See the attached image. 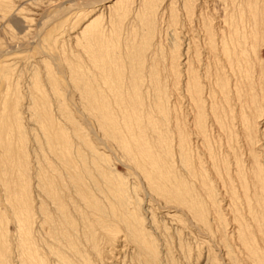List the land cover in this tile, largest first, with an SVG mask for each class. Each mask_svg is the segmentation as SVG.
Listing matches in <instances>:
<instances>
[{
	"label": "rangeland",
	"instance_id": "1",
	"mask_svg": "<svg viewBox=\"0 0 264 264\" xmlns=\"http://www.w3.org/2000/svg\"><path fill=\"white\" fill-rule=\"evenodd\" d=\"M263 85L264 0H0V264H264Z\"/></svg>",
	"mask_w": 264,
	"mask_h": 264
},
{
	"label": "bare ground",
	"instance_id": "2",
	"mask_svg": "<svg viewBox=\"0 0 264 264\" xmlns=\"http://www.w3.org/2000/svg\"><path fill=\"white\" fill-rule=\"evenodd\" d=\"M145 3H146V2H145ZM8 4H9V3H8ZM6 5H7V4H6ZM6 5H4V7H6ZM7 7H9V6L7 5ZM10 8H12V7L10 6ZM2 10H4V9H2ZM13 10H15V9H13ZM4 11H5V10H4ZM5 12H6V11H5ZM12 13H13V12H12ZM15 14H16V13H15ZM8 16H9V15H8ZM260 16H261V15H260ZM9 17H10V16H9ZM13 17H14V16H13ZM256 17H257V15H256ZM11 18H12V17H11ZM254 18H255V17H254ZM7 19H8V18H7ZM9 19H10V18H9ZM255 19H257V18H255ZM260 19H261V18H260ZM258 20H259V19H258ZM253 21H255V20H253ZM259 21H260V20H259ZM250 22H251V21H250ZM255 23H257V22H255ZM259 24H260V22H259ZM261 24H262V23H261ZM256 26H257V25H256ZM257 27H258V26H257ZM259 27H260V26H259ZM95 28H96V27H95ZM95 28H94V29H95ZM260 28H261V27H260ZM256 29H257V28H256ZM256 29H255V30H256ZM259 30H260V29H259ZM93 31H94V30H93ZM99 31H100V29H99ZM100 32H101V31H100ZM159 32H160V31H159ZM234 32H235V31H234ZM251 32H252V31H251ZM95 33H96V32H95ZM98 34H100V33H98ZM98 34H97V35H98ZM239 34H240V33H239ZM257 35H258V34H257ZM228 36H229V35H228ZM93 37H94V35H93ZM97 37H99V35H98ZM230 37H231V35H230ZM102 38H103V36H102ZM96 39H97V38H96ZM100 39H101V38H100ZM236 39H237V37H236ZM234 40H235V39H234ZM222 41H223V40H222ZM231 41H233V40H231ZM236 41H237V40H236ZM238 41H239V40H238ZM240 42H241V41H240ZM243 42H244V41H243ZM246 42H247V41H246ZM146 43H148V42H146ZM225 43H226V42H225ZM227 43H228V41H227ZM229 43H230V42H229ZM229 43H228V44H229ZM237 43H238V42H237ZM241 43H242V42H241ZM254 43H255V42H254ZM235 44H236V43H235ZM238 44H239V43H238ZM238 44H236V45H238ZM255 44H256V43H255ZM98 45H99V44H98ZM219 45H220V44H219ZM224 45H225V44H224ZM220 46H221V45H220ZM220 46H219V47H220ZM241 46H242V44H241ZM241 46H240V47H241ZM245 46H246V44H245ZM28 47H29V46H28ZM87 47H88V46H87ZM98 47H99V46H98ZM225 47H226V46H224V48H225ZM227 47H228V46H227ZM232 47H233V44H232ZM238 47H239V45H238ZM238 47H237V48H238ZM240 47H239V50L237 49L238 52L241 50ZM243 47H244V46H243ZM145 48H146V47H145ZM230 48H231V47H230ZM235 48H236V46H235ZM241 48H242V47H241ZM244 48H245V47H244ZM233 49H234V48H233ZM135 50H136V49H135ZM223 50H224V49H223ZM223 50H222V51H223ZM244 50H245V49H244ZM97 51H98V50H97ZM97 51H96V52H97ZM215 51H216V50H215ZM230 51H231V50H230ZM232 51H233V50H232ZM235 51H236V50H234V52H235ZM96 52H95V53H96ZM99 52H100V51H99ZM228 52H229V51H228L227 49H225L223 53L225 54V56H226V55L228 56ZM238 52H237V54H238ZM246 53H247V51H246ZM233 54H236V53H232V55H233ZM97 55H98V54H97ZM218 56H219V55H218ZM225 56L223 57L224 59H225ZM237 56H238V55H237ZM99 57H100V55H99ZM228 57H229V56H228ZM96 58H97V57H96ZM216 58H217V57H216ZM220 58H221V57H220ZM229 58H231V56H230ZM233 58H234V57H233ZM241 58H242V57H241ZM97 59H98V58H97ZM217 59H218V58H217ZM226 59H227V58H226ZM235 59H236V58H235ZM243 59H244V58H243ZM160 60H161V59H160ZM220 60H221V59H220ZM222 60H223V59H222ZM222 60H221V61H222ZM230 60H231V59H230ZM252 60H253V59H252ZM100 61H101V59H100ZM216 61H217V60H216ZM221 61H220V63H221ZM231 61H232V60H231ZM239 61H241V59H240ZM239 61H238V64H239ZM245 61H246V60H245ZM227 62H228V61H227ZM227 62L225 61V63H227ZM233 62H234V61H233ZM235 62H236V60H235ZM242 62H243V61H242ZM248 62H249V61H248ZM220 63H218V64H220ZM252 63H253V62H252ZM236 64H237V62H236ZM238 64H237V65H238ZM231 65H232V64H231ZM231 65H230V66H231ZM237 65H236V66H237ZM252 65H253V64H252ZM252 65H251V66H252ZM151 66H153V65H151ZM218 66H219V65H218ZM221 66L223 67V65H221ZM221 66H220V67H221ZM224 66H225V65H224ZM230 66H229V67H230ZM247 66L249 67V65H247ZM256 66H257V65H256ZM215 67H216V66H215ZM220 67H219V69H221ZM239 67H241V66H239ZM244 67H246V66H244ZM231 68H232V67H230V71H231ZM242 68H243V66H242ZM249 68H250V67H249ZM148 69H149V68H148ZM215 69H216V68H215ZM217 69H218V68H217ZM223 69H224V68H223ZM237 69H238V67H237ZM250 69H251V68H250ZM153 70H154V69H153ZM169 70H170V69H169ZM238 70H239V69H238ZM238 70H237V71H238ZM246 70H247V68H246ZM256 70H257V69H256ZM147 71H148V70H147ZM150 71H151V70H150ZM170 71L172 72V70H170ZM230 71H229V72H230ZM232 71H233V70H232ZM235 71H236V70H235ZM242 71H243V70H242ZM252 71L254 72V69H253V68H252ZM260 71H261V70H260ZM152 72H153V71H152ZM223 72H224V71H223ZM239 72H241V70H240ZM253 72H252V73H253ZM146 73H148V72H146ZM157 73H158V72H157ZM216 73H217V70H216ZM221 73H222V72H221ZM231 73H232V72H231ZM255 73H256V72H255ZM261 73H262V72H261ZM149 74H151V72H150ZM152 74H153V73H152ZM152 74H151V75H152ZM262 74H263V73H262ZM155 75H156V74H155ZM158 75H159V74H158ZM218 75H219V74H218ZM239 75H240V74H239ZM241 75H242V74H241ZM260 75H261V74H260ZM244 76H245V74H244ZM256 76H259V74L256 75ZM193 77H194V76H193ZM220 77H221V75H220ZM235 77H236V82H237V76H235ZM239 77H240V76H239ZM249 77H250V76H249ZM260 77H263V76H260ZM260 77H259V80H260ZM135 78H136V77H135ZM151 78H152V76H151ZM217 78H219V77L217 76ZM252 78H253V76H252ZM257 78H258V77H257ZM242 79H243V78H242ZM136 80H138V79H136ZM152 80H153V79H152ZM159 80H160V79H159ZM220 80H221V79H220ZM222 80H223V78H222ZM240 80H241V79H240ZM248 80H249V79H248ZM253 80H254V79H253ZM153 81L155 82V80H153ZM246 81H247V80H246ZM260 81H261V80H260ZM140 82H141V81H140ZM34 83H35V82H34ZM135 83H136V82H135ZM239 83H240V82H239ZM239 83L237 82V84H239ZM157 84H158V83H157ZM157 84H156V85H157ZM217 84H218V83H217ZM219 84H220V83H219ZM221 84H222V83H221ZM234 84H235V83H234ZM246 84H247V83H246ZM249 84H250V87H249V88H251V90L254 91V89H252L253 83L251 84V83L249 82ZM249 84H248V85H249ZM254 84H255V82H254ZM242 85H243V84H242ZM255 85H256V84H255ZM38 86H39V84H38ZM134 86H135V85H134ZM223 86H224V85H223ZM258 86H259V84L257 85L256 88H258ZM263 86H264V85H263ZM151 87H154V86L151 85ZM157 87H158V86H157ZM157 87H156V89H157ZM235 87H236V86H235ZM237 87H238V86H237ZM239 87H240V86H239ZM247 87H248V86H247ZM193 88H194V87H193ZM240 88H241V87H240ZM260 88H261V87H260ZM40 89H41V87H40ZM195 89H196V88H195ZM198 89H199V88H198ZM37 90H38V89H37ZM154 90H155V89H154ZM238 90H239V88H238ZM244 90H245V89H244ZM249 90H250V89H249ZM257 90H259V89H257ZM260 90H261V89H260ZM38 91H39V90H38ZM199 91H200V89H199ZM241 91H243V90H241ZM255 91H256V90H255ZM36 92H37V91H36ZM95 92H96V91H95ZM195 92H196V91H195ZM256 92H257V91H256ZM258 92H259V91H258ZM37 93H38V92H37ZM193 93H194V92H193ZM193 93H192V94H193ZM236 93H237V92H236ZM246 93H247V92H246ZM201 94H202V93H201ZM225 94H226V93H225ZM252 94H254V93H252ZM255 94H256V93H255ZM38 95H39V94H38ZM38 95H37V96H38ZM132 95H133V94H132ZM194 95H195V94H194ZM249 95H250V94H249ZM44 96H45V95H44ZM44 96H43V97H44ZM90 96H91V95H90ZM235 96H236V94H235ZM260 96H261V95H260ZM115 97H116V96H115ZM117 97H119V95H118ZM160 97H161V96H160ZM223 97H224V96H223ZM238 97H240V96H238ZM252 97H254V96H252ZM38 98H39V97H38ZM88 98H89V97H88ZM98 98H99V96H98ZM254 98H255V97H254ZM257 98H258V97H257ZM45 99H46V98H45ZM99 99H100V98H99ZM109 99H110V98H109ZM115 99H117V98H115ZM246 99H247V98H246ZM250 99H251V98H250ZM250 99H249V100H250ZM255 99H256V98H255ZM39 100H40V99H39ZM42 100H43V99H42ZM88 100H89V99H88ZM90 100H91V98H90ZM124 100H125V99H124ZM134 100H135V98H134ZM134 100H132V102H133ZM137 100H138V99H137ZM137 100H136V101H137ZM155 100H156V99H155ZM258 100H260V99H258ZM258 100H257V99L255 100V101H257V102H255L256 105H257V103H258ZM13 101H14V100H13ZM116 101H118V99H117ZM129 101H130V100H129ZM195 101H196V100H195ZM239 101H240V100H239ZM241 101H243V99H242ZM251 101H253V100H251ZM41 102H42V101H41ZM45 102H46V101H45ZM155 102H156V101H155ZM38 103H39V101H38ZM46 103H48V102H46ZM107 103H108V102H107ZM120 103H121V101H120ZM125 103H126V102H125ZM128 103H129V102H128ZM133 103H134V102H133ZM214 103H215V102H214ZM240 103H241V102H240ZM247 103H248V102H247ZM251 103L253 104V102H251ZM260 103H261V102H260ZM43 104H44V103H42V105H43ZM109 104H110V103H109ZM130 104H131V103H130ZM135 104H136V103H135ZM91 105H92V104H91ZM106 105H107V104H106ZM110 105H111V104H110ZM126 105H127V104H126ZM126 105H125V106H126ZM133 105H134V104H133ZM259 105H260V104H259ZM43 106H44V105H43ZM117 106H118V105H117ZM121 106H122V105H121ZM131 106H132V105H131ZM149 106H150V105H149ZM151 106H152V105H151ZM154 106H155V105H154ZM254 106H255V105H254ZM260 106H261V105H260ZM7 107H8V106H7ZM44 107H45V106H44ZM47 107H48V105H47ZM106 107H107V106H106ZM126 107L128 108V105H127ZM138 107H140V106H138ZM258 107H259V106H258ZM258 107H257V108H258ZM4 108H5V107H4ZM104 108H105V107H104ZM104 108H103V109H104ZM121 108H122V107H121ZM121 108H120V109H121ZM143 108H144V107H143ZM8 109H9V108H8ZM87 109H88V108H87ZM122 109H123V108H122ZM31 110H32V109H31ZM31 110H30V111H31ZM43 110H44V109H43ZM100 110H101V109H100ZM135 110H136V109H135ZM8 111H9V110H8ZM10 111H11V110H10ZM88 111H89V110H88ZM109 111H110V110L108 109L107 112H109ZM130 111H131V110H130ZM216 111H217V110H216ZM247 111H248V110H247ZM43 112H44V111H43ZM89 112L92 113V111H89ZM103 112H104V111H103ZM128 112H129V111H128ZM136 112H138L137 114H139V111H136ZM143 112H144V111H143ZM143 112H142V113H143ZM239 112H240V111H239ZM29 113H30V112H29ZM91 113H90V114H91ZM118 113H119V112H118ZM124 113H125V112H124ZM134 113H135V112H134ZM146 113H147V112H146ZM116 114H117V113H116ZM127 114H128V113H127ZM135 114H136V113H135ZM137 114L135 115V117L137 116ZM149 114H150V113H149ZM4 115H5V114H4ZM10 115H12L11 112H10ZM93 115H94V114H93ZM130 115L132 116L133 114L130 113ZM140 115H141V114H140ZM147 115H148V114H147ZM214 115H215V114H214ZM94 116H95V115H94ZM29 117H30V116H29ZM132 117H133V116H132ZM139 117H140V116H139ZM149 117H150V115H149ZM36 118H37V117H36ZM43 118H44V114H43ZM46 118H47V117H46ZM48 118H49V117H48ZM84 118H85V117H84ZM95 118H97V117H95ZM104 118H105V117H104ZM107 118H108V117H107ZM140 118H141V117H140ZM218 118H219V117H218ZM34 119H35V118H34ZM97 119H98V118H97ZM99 119H100V118H99ZM144 119H145V118H144ZM197 119H198V118H197ZM31 120H32V119H31ZM106 120H107V119H106ZM150 120H151V119H150ZM42 121L45 122L44 120H42ZM49 121H50V120H49ZM118 121H119V120H118ZM128 121H129V120H128ZM142 121H143V120H142ZM144 121H145V120H144ZM148 121H149V120H148ZM198 121H199V120H198ZM98 122H100V121H98ZM109 122H110V121H109ZM122 122H123V121H122ZM132 122H133V121H132ZM38 123H39L40 127L44 124V123H43V124L41 125L42 122H41V123L38 122ZM53 123H54V122H53ZM103 123H104V122H103ZM105 123H106V122H105ZM118 123H120V121L117 122V124H118ZM3 124H4V123H3ZM50 124H51V123H50ZM99 124L101 125V123H99ZM125 124H126V122H125ZM133 124H134V123H133ZM139 124H140V123H139ZM141 124H142V123H141ZM147 124H149V123H147ZM44 125H45V124H44ZM119 125H120V124H119ZM122 125H123V124H122ZM127 125H128V124H127ZM134 125H135V124H134ZM136 125H137V124H136ZM153 125H155V124H153ZM4 126H5V125H4ZM55 126H56V125H55ZM110 126H111V125H110ZM125 126H126V125H125ZM125 126H124V128H125ZM132 126H133V125H132ZM150 126H151V125H150ZM1 127H2V125L0 126V128H1ZM11 127H12V126H11ZM44 127H45V126H44ZM128 127H129V126H128ZM137 127H138V126H137ZM158 127H159V126H158ZM160 127H162V126H160ZM19 128H20V127H19ZM45 128H47V127H45ZM59 128H60V127H59ZM79 128H80V127H79ZM99 128H100V127H99ZM105 128H106V127H105ZM111 128H112V127H111ZM116 128H117V127H116ZM120 128H121V127H120ZM132 128H133V127H132ZM138 128H139V127H138ZM140 128L142 129V127H140ZM149 128H150V127H149ZM2 129H3V128H2ZM2 129H1V130H2ZM7 129H8V128H7ZM11 129H12V128H11ZM52 129H53V127H52ZM54 129H55V128H54ZM101 129H102V128H101ZM107 129H108V128H107ZM118 129H119V128H118ZM126 129H128V128H126ZM150 129H151V128H150ZM158 129H159V128H158ZM32 130H33V129H32ZM47 130H48V128H47ZM47 130H46V131H47ZM56 130L58 131L57 128H56ZM56 130H55V132H56ZM60 130H61V129H60ZM94 130H95V129H94ZM105 130H106V129H105ZM116 130H117V129H116ZM121 130H123V129H121ZM133 130H134V128H133ZM44 131H45V130H44ZM53 131H54V130H53ZM70 131H71V130H70ZM101 131H104V130H101ZM101 131H100V132H101ZM130 131H132V130H130ZM156 131H158V130H156ZM0 132H3V130L0 131ZM5 132H10V131H6V130H5ZM11 132H12V131H11ZM11 132H10V133H11ZM13 132H15V131H13ZM42 132H43V131H42ZM47 132H48V131H47ZM47 132H45V133H47ZM58 132H59V131H58ZM92 132H93V130H92ZM109 132H110V131H109ZM109 132H108V133H109ZM118 132H122V131L118 130ZM123 132H125V131L123 130ZM135 132H136V131H135ZM142 132H144V131H142ZM165 132H166V131H165ZM165 132H164V133H165ZM50 133H51V132H50ZM102 133H103V132H102ZM105 133H106V132H105ZM4 134H5V133H4ZM113 134H114V133H113ZM132 134H133V133H132ZM132 134H131V135H132ZM135 134H136V133H135ZM142 134H143V133H142ZM1 135H3V134H1ZM1 135H0V136H1ZM7 135H8V133H7ZM7 135H6V136H7ZM9 135H10V134H9ZM9 135H8V136H9ZM11 135H12V134H11ZM53 135H54V133H53ZM62 135H63V131H62ZM66 135H68V134L66 133ZM133 135H134V134H133ZM139 135H140V134H139ZM154 135H155V134H154ZM48 136H49V134H48ZM55 136H56V135H55ZM60 136H61V134H60ZM63 136H64V135H63ZM103 136H104V134H103ZM113 136H115V135H112V137H113ZM127 136H128V135H127ZM129 136H130V135H129ZM134 136H135V135H134ZM141 136H142V135H141ZM143 136H144V135H143ZM9 137H10V136H9ZM9 137H8V138H9ZM46 137H47V135H46ZM46 137H45V138H46ZM51 137H52V136H51ZM106 137H107V135H106ZM156 137H158V136H156ZM3 138H6V137H3ZM52 138H53V137H52ZM58 138H59V137H58ZM62 138H63V137H62ZM68 138H69V137H68ZM119 138H120V137H118L117 141L119 140ZM121 138H122V137H121ZM131 138H132V137H131ZM139 138H140V137H139ZM161 138H162V137H161ZM11 139H13V138H11ZM23 139H24V138H23ZM54 139H55V138H54ZM66 139H67V138H66ZM69 139H70V138H69ZM69 139H68V140H69ZM99 139L101 140V138H99ZM104 139H105V138H104ZM114 139H115V138H114ZM137 139H138V137H137ZM141 139H142V138H141ZM143 139H144V138H143ZM0 140H1V139H0ZM64 140H65L64 138H63V140L60 139V142H61V141H64ZM133 140H134V139H133ZM47 141H48V140H47ZM49 141H50V140H49ZM120 141H121V140H120ZM122 141H124V140H122ZM128 141H129V139H128ZM140 141H141V140H140ZM140 141H139V142H140ZM2 142H3V139H2ZM17 142H18V141H17ZM68 142H69V141H68ZM81 142H82V141H81ZM101 142H102V141H101ZM114 142H115V141H114ZM124 142H125V141H124ZM126 142H127V140H126ZM135 142H136V141H135ZM142 142H143V141H142ZM156 142H157V141H156ZM156 142H154V143H156ZM158 142H159V141H158ZM160 142H161V141H160ZM0 143H1V142H0ZM4 143H5V142H4ZM54 143H55V142H54ZM63 143H64V142H63ZM66 143H67V142H66ZM120 143H121V142H120ZM133 143H134V142H133ZM5 144H6V143H5ZM9 144H10V143H9ZM51 144H52V142H51ZM51 144H50V145H51ZM61 144H62V143H61ZM67 144H68V143H67ZM67 144H66V145H67ZM123 144H125V143H123ZM127 144H128V142H127ZM129 144H130V143H129ZM138 144H139V143H138ZM145 144H146V143H145ZM159 144H160V143H159ZM161 144H162V143H161ZM163 144H164V143H163ZM54 145H55V144H54ZM66 145H63V146H66ZM115 145H116V144H115ZM117 145H119V144H117ZM121 145H122V144H120V146H121ZM133 145H134V144H133ZM141 145H142V144H141ZM150 145H151V144H150ZM57 146H58V144H57ZM59 146H60V145H59ZM70 146H72V145H71V141H70ZM70 146H69V147H70ZM120 146H119V147H120ZM127 146H128V145H127ZM135 146H136V143H135ZM148 146H149V145H148ZM1 147H2V146H1V144H0V150H1ZM5 147H7V146L5 145ZM152 147H153V145H152ZM155 147H156V146H155ZM44 148H45V147H44ZM48 148H49V147H48ZM61 148H63V147L61 146ZM135 148H136V147H135ZM145 148H146V147H145ZM153 148H154V147H153ZM159 148H160V147H159ZM162 148H163V147H162ZM164 148H165V147H164ZM5 149H6V148H5ZM12 149H14V148H12ZM56 149H57V148H56ZM66 149H67V146H66L65 148H63V151H64L63 161H64V162H62V163H66L69 167H72V162H73L74 160L71 162L72 159H70V158L68 157V155H70V154L67 155V153L69 152V149H68V152L66 151ZM72 149H73V148H72ZM122 149H123V148H122ZM122 149H121V150H122ZM130 149H131V148H130ZM130 149L128 150V148L125 147V152L127 153L126 155L128 156V158H129V155H130V154L128 153V152L130 151ZM147 149H148V148H147ZM9 150H10V149H9ZM58 150H59V147H58ZM70 150H71V149H70ZM123 150H124V149H123ZM123 150H122V151H123ZM149 150H151V149H149ZM155 150H156V149H155ZM11 151H12V150H11ZM51 151H52V150H51ZM54 151H55V150H54ZM61 151H62V150H61ZM63 151H62V152H63ZM71 151H72V150H71ZM71 151H70V152H71ZM131 151H132V150H131ZM145 151H146V150H145ZM160 151H161V150H160ZM163 151H164V150H163ZM8 152H9V151H8ZM52 152H53V151H52ZM133 152H134V151H133ZM133 152H132V153H133ZM135 152H136V151H135ZM137 152H139V153H143V152H144V149L138 146V148H137ZM147 152H148V151H147ZM152 152H153V151H152ZM158 152H159V151H158ZM164 152H165V151H164ZM2 153H4V149L2 150ZM65 153H66V154H65ZM130 153H131V152H130ZM139 153H138V154H139ZM145 153H146V152H145ZM154 153H155V152H154ZM159 153H160V152H159ZM55 154H56V152H55ZM167 154H168V153H167ZM167 154H166V155H167ZM56 155H58V154H56ZM59 155H60V154H59ZM122 155H123V154H122ZM124 155H125V154H124ZM124 155H123V156H124ZM126 155H125V156H126ZM147 155L149 156L150 153L147 154ZM127 156H126V158H127ZM152 156H153V155H152ZM156 156H157V154H156ZM163 156H164V155H163ZM80 157H81V156H80ZM132 157H133V155H132ZM150 157H151V156H150ZM158 157H159V155H158ZM167 157H168V155H167ZM60 158H61V157H60ZM77 158H79V157H77ZM130 158H131V156H130ZM130 158H129V161H132V160H130ZM154 158H156V157L154 156ZM154 158H153V159H154ZM160 158H162V157H159V159H160ZM75 159H76V158H75ZM136 159H138V158H136ZM142 159H143V158H142ZM151 159H152V158H151ZM166 159H167V158H166ZM168 159H169V158H168ZM82 160H83V159H82ZM169 160H170V159H169ZM60 161H61V160H60ZM78 161H79V160H78ZM80 161H81V159H80ZM138 161H139V160H138ZM138 161H137V162H138ZM143 161H144V160H143ZM143 161H142V162H143ZM147 161H148V160H147ZM154 161H155V160H154ZM154 161H153V162H154ZM156 161H157V160H156ZM9 162H10V161H9ZM74 162H75V161H74ZM144 162H146V160H145ZM160 162H162V161H160ZM163 162H164V161H163ZM163 162H162V163H163ZM165 162H166V161H165ZM60 163H61V162H60ZM79 163H80V162H79ZM82 163H83V161H82ZM131 163H132V162H130V164H131ZM146 163H148V162H146ZM169 163H170V162H169ZM10 164H11V163H10ZM27 164H28V163H27ZM42 164H43V163H42ZM134 164H135V163H134ZM154 164H156V163H154ZM167 164H168V163H167ZM18 165H19V164H18ZM80 165H81V164H80ZM83 165H84V163H83ZM144 165H145V164H144ZM158 165H160V164H158ZM158 165H157V167H158ZM23 166H24V165H23ZM60 166H61V165H60ZM76 166H79V165L77 164ZM76 166H75V167H76ZM132 166H133V164H132ZM134 166H135V165H134ZM138 166H140V165H138ZM142 166H143V165H142ZM164 166H165V165H164ZM20 167H21V166H20ZM75 167H73V168L75 169ZM140 167H141V166H140ZM147 167H149V166H147ZM152 167H154V166L152 165ZM170 167H171V166H170ZM23 168H24V167H23ZM23 168L21 167V174H23L22 172H24V171H22ZM62 168H63V167H62ZM67 168H68V167H67ZM133 168H134V167H133ZM141 168H142V167H141ZM143 168H144V167H143ZM150 168H151V166H150ZM17 169H18V168H17ZM43 169H45V168H43ZM65 169H66V168H65ZM74 169L72 170V171L74 172V175L72 174V175H73L72 178H74V179H73L74 182H77V183H78L77 185L79 186V183H80L81 181H83L84 179L86 180V178L82 179V177H83L82 174H81V173H82V170H76V169L74 170ZM78 169H79V168H78ZM81 169H82V168H81ZM157 169H158V168H157ZM159 169H160V168H159ZM161 169H162V168H161ZM166 169H168V168H166ZM19 170H20V169H19ZM25 170H26V169H25ZM136 170H137V169H136ZM147 170H148V169H147ZM141 171H142V169H141ZM157 171H158V170H157ZM167 171H168V170H167ZM171 171H172V173H173V170H172V169H171ZM8 172H9V171H8ZM62 172H63V170H62ZM68 172H69V171H68ZM83 172H84V171H83ZM142 172H143V171H142ZM146 172H147V171H146ZM148 172H149V171H148ZM151 172H152V170L150 169V172H149V173L151 174ZM26 173H27V172H26ZM26 173H25V174H26ZM85 173H86V170H85ZM85 173H84V174H85ZM138 173H139V171H138ZM158 173H159V172H158ZM67 174H68V173H67ZM139 174H140V173H139ZM150 174H148V176H150ZM0 175H1V174H0ZM23 175H24V174H23ZM47 175H48V174H47ZM63 175H64V174H63ZM70 175H71V174H70ZM70 175H69V176H70ZM141 175H142V174H141ZM156 175H157V174H156ZM163 175H164V174H163ZM170 175H171V174H170ZM19 176L21 177V175H19ZM69 176H68V178H69ZM85 176H86V175H85ZM142 176H143V175H142ZM153 176H154V175H153ZM175 176H176V174H175ZM14 177H15V176H14ZM24 177H27V176L24 175ZM24 177H23V178H24ZM63 177H64V176H63ZM159 177H161V176H159ZM47 178H48V177H47ZM72 178H71V179H72ZM144 178H145V177H144ZM153 178H154V177H153ZM155 178H156V177H155ZM176 178H177V177H176ZM19 179H20V178H19ZM21 179H22V178H21ZM26 179H27V178H26ZM151 179H152V178H151ZM151 179H150V180H151ZM160 179H161V178H160ZM162 179H163V178H162ZM162 179H161V180H162ZM24 180H25V179H24ZM27 180H28V179H27ZM69 180H70V179H69ZM69 180H68V181H69ZM9 181H10V180H9ZM70 181H71V180H70ZM70 181H69V182H70ZM152 181H154V179H153ZM158 181H159V180H158ZM167 181H168V179H167ZM179 181H180V180H179ZM17 182H18V181H17ZM17 182H16V183H17ZM20 182H21V181H20ZM28 182H29V181H28ZM40 182H41V181H40ZM57 182H58V181H57ZM72 182H73V181H72ZM150 182H151V181H150ZM159 182H160V181H159ZM159 182H158V183H159ZM171 182H172V181H171ZM176 182H177V181H176ZM10 183H11V182H10ZM18 183H19V182H18ZM24 183H25V182H24ZM24 183H23V184H24ZM66 183H67V182H66ZM84 183H85V181H84ZM84 183H83V184H84ZM92 183H93V182H92ZM155 183H157V182H155ZM163 183H165V182H163ZM169 183H170V182H169ZM180 183H181V181L179 182V184H180ZM6 184H7V183H6ZM8 184H9V183H8ZM37 184H38V182H37ZM50 184H51V183H50ZM71 184H72V183H71ZM120 184H121V183H120ZM151 184H152V183H151ZM151 184H150V186H151ZM171 184H172V183H170V185H171ZM176 184H177V183H176ZM25 185H26V183H25ZM28 185H29V183H28ZM72 185H73V184H72ZM72 185H70V186H72ZM84 185H85V184H84ZM162 185H164V184H162ZM165 185H166V184H165ZM180 185H181V184H180ZM184 185H185V184H184ZM9 186H10V185H9ZM19 186H21V185L19 184ZM22 186L24 187V185H22ZM74 186H75V185H74ZM74 186H72V187H73V188L78 187V186H75V187H74ZM89 186H90V185H89ZM152 186H155V185H152ZM181 186H182V185H181ZM186 186H187V185H186ZM16 187H18V186H16ZM41 187H42V186H41ZM53 187H54V185H53ZM82 187H83V186H82ZM156 187H157V186H156ZM163 187H164V186H163ZM171 187H172V186H171ZM179 187H180V186H179ZM21 188H22V187H21ZM26 188H27V187H26ZM48 188H49V187H47V189H48ZM79 188H80V187H79ZM122 188H123V187H121V190H122ZM143 188H144V187H143ZM145 188H146V187H145ZM154 188H155V187H154ZM165 188H166V187H165ZM184 188H185V186H184ZM187 188H188V187H187ZM9 189H10V188H9ZM19 189H20V188H19ZM49 189H51V187H50ZM124 189H125V188H124ZM146 189H147V188H146ZM166 189H169V188H166ZM171 189H172V188H171ZM174 189H176V188H174ZM185 189H186V188H185ZM185 189H184V190H185ZM21 190L24 191V193H25V189H21ZM21 190H20V191H21ZM52 190L54 191V189H52ZM56 190H57V189H55V191H56ZM76 190H77V189H76ZM83 190H84V189H82V191H83ZM172 190H173V189H172ZM195 190H196V189H195ZM8 191H9V190H8ZM13 191H14V190H13ZM79 191H80V193L82 192L80 189H79ZM118 191H119V190H117V192H118ZM160 191H161V190H160ZM165 191H166V190H165ZM180 191H181V190H180ZM189 191H190V190H189ZM14 192H15V191H14ZM26 192H27V191H26ZM45 192H46V191H45ZM48 192H49V191H48ZM122 192H123V191H122ZM171 192H172V191H171ZM182 192H183V191H182ZM16 193H17V190H16ZM22 193H23V192H22ZM52 193H53V192H52ZM57 193H58V192H57ZM82 193H83V192H82ZM84 193H85V191H84ZM84 193H83L82 195L85 196ZM119 193H120V192H119ZM164 193H165V192H164ZM174 193H176V191H175ZM187 193H188V192H187ZM13 194H14V193H13ZM124 194H125V193H124ZM124 194H123V195H124ZM176 194H177V193H176ZM24 195H26V194H24ZM53 195H54V194H53ZM57 195H58V194H57ZM177 195H178V194H177ZM180 195H181V194H180ZM17 196H18V195H17ZM27 196H29V194H28ZM49 196H50V195H49ZM49 196H48V197H49ZM84 196H83V197H84ZM124 196H125V195H124ZM172 196H173V195H172ZM187 196H188V195H187ZM24 197H25V196H24ZM53 197H55V195H54ZM58 197H59V196H58ZM58 197L56 196V199H57ZM83 197H82V198H83ZM192 197H193V196H192ZM8 198H11V197H8ZM19 198H20V197H19ZM29 198H30V197L26 198V200H27V199L29 200ZM50 198H52V197L50 196ZM85 198H86V197H85ZM178 198H179V197H178ZM178 198H177V199H178ZM183 198H184V197H183ZM185 198L187 199V197H185ZM185 198H184V199H185ZM189 198H190V197H189ZM24 199H25V198H23V204H22V206H21L20 204H17V203L15 204V206H13V207H14V208H13V213L17 216V219H20V220L22 221V224H23V226H24L25 231H26V230L28 231V230H29V224H30V214H29L28 206L25 205V200H24ZM30 199H31V198H30ZM54 199H55V198H54ZM56 199H55V200H56ZM194 199H195V198H194ZM28 200H27V201H28ZM52 200H53V198H52ZM82 200H83V199H82ZM84 200H85V199H84ZM180 200H181V198H180ZM180 200H179V201H180ZM9 201H10V200H9ZM53 201H54V200H53ZM91 201H93V200H91ZM91 201H90V202H91ZM186 201H187V200H186ZM30 202H31V201H28V203L30 204L29 207H32ZM183 202H184V201H183ZM192 202H193V201H192ZM12 203H13V201H12ZM12 203H10V204H12ZM88 203H89V202H88ZM92 203H93V202H92ZM184 203H185V202H184ZM193 203H194V202H193ZM29 204H28V205H29ZM196 204H197V203H196ZM16 205H17V206H16ZM73 205H74V204H73ZM92 205H94V204H92ZM43 206H44V205H43ZM94 206H95V205H94ZM101 206H102V205H101ZM194 206H195V205H194ZM191 207H192V206H191ZM197 207H198V205H197ZM199 207H200V206H199ZM194 209H195V208H194ZM113 212H115L114 209H113ZM197 212H198V211H197ZM199 212H200V211H199ZM13 213H12V214H13ZM200 213H201V212H200ZM200 213H199V214H200ZM115 214H116V213H115ZM116 215H117V214H116ZM197 215H198V214H197ZM193 216H194V215H193ZM1 217H2V216L0 215V218H1ZM13 217H14V216H13ZM114 217H115V216H114ZM3 218H4V217H3ZM200 218H201V217H200ZM15 219H16V217L14 218V220H15ZM20 220H19V221H20ZM199 220H200V219H199ZM0 221H1V220H0ZM19 221H17V222H19ZM21 221H20V222H21ZM88 221H89V220H88ZM20 224H21V223H20ZM20 224H19V225H20ZM138 224H139V223H138ZM31 225H32V224H31ZM17 226H18V225H17ZM21 226H22V225H21ZM21 226H20V227H21ZM32 226H33V225H32ZM20 227L18 226V228H20ZM21 228H22V227H21ZM22 230H23V229H22ZM25 231H24V232H25ZM30 231H31V230H30ZM18 232H19V230H18ZM21 232H22V231H21ZM24 232H23V233H24ZM60 232H61V231H60ZM1 233H3V232H1ZM29 233H30V232H29ZM20 234H22V233H20ZM17 235H18V234H17ZM22 235H23V234H22ZM31 235L33 236V233L30 234V236H31ZM2 236H4V234H2ZM2 236H1V237H2ZM19 236H20V235H19ZM145 236H146V235H145ZM22 237H23V236H22ZM63 237H64V236H63ZM24 238H27L26 235L24 236ZM18 239H19V238H18ZM32 240H33V239H32ZM32 240H31V241H32ZM145 240H146V239H145ZM4 241H5V240H4ZM22 241H23V240H22ZM150 242H151V241H150ZM29 243H30V242H28V244H29ZM147 243H148V242H147ZM152 243H153V242H152ZM3 244H4V243H3ZM16 245H17V244H16ZM147 245H148V244H147ZM153 245H154V244H153ZM3 246H4V245H3ZM3 246H2V248H3ZM6 246H7V245H6ZM8 246H9V245H8ZM30 246H31V244H30ZM30 246H27V247H30ZM148 246H149V248H150V245H148ZM4 247H5V246H4ZM2 248H1V249H2ZM18 248H19V247H18ZM27 249L30 250V248H27ZM33 249H34V248H33ZM35 249H37V248H35ZM150 249H151V248H150ZM3 250H4V249H3ZM3 250H2V251H3ZM8 250H9V249H8ZM20 251H22V250H20ZM39 251H40V250H39ZM4 252H5V251H4ZM7 252H8V251H7ZM8 253H10V252H8ZM18 253H19V252H18ZM27 253H28V252H27ZM152 253H153V252H152ZM0 254H1V253H0ZM5 254H6V253H5ZM30 254H31V253H30ZM41 254H42V253H41ZM56 255H57V254H56ZM24 256H25V255H24ZM26 256H27V255H26ZM2 257H3V256H2ZM32 257H33V255H32ZM32 257H31V258H32ZM5 258H6V256H5ZM29 258H30V257H29ZM29 258H28V259H29ZM3 259H4V258H3ZM10 259H11V258H10ZM36 259H37V258H36ZM39 259H40V258H39ZM4 260H5V259H4ZM25 260H26V259H25ZM34 261H36V260H34ZM27 262H28V261H27ZM29 262H30V261H29ZM3 263H4V262H3ZM6 263H7V262H6ZM32 263H33V262H32V260H31V263H30V264H32ZM35 263H36V262H35ZM24 264H25V263H24ZM39 264H41V263L39 262ZM43 264H44V263H43Z\"/></svg>",
	"mask_w": 264,
	"mask_h": 264
}]
</instances>
